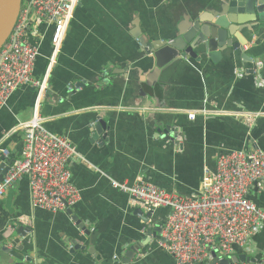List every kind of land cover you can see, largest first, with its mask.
Masks as SVG:
<instances>
[{
	"label": "crops",
	"instance_id": "crops-1",
	"mask_svg": "<svg viewBox=\"0 0 264 264\" xmlns=\"http://www.w3.org/2000/svg\"><path fill=\"white\" fill-rule=\"evenodd\" d=\"M216 1L79 0L51 66L52 28L39 27L45 36L34 78H44L45 88L22 86L0 109V149L7 152L0 156H21L22 126L35 113L49 131L65 136L79 155L67 162L81 191L72 215L85 229L67 213L33 208L24 176L0 198V246L11 247L19 239L29 259L25 264H121L122 253L142 238L146 224L135 213L141 206L113 180L130 184L141 178L168 192L197 195L219 155L264 150V64L246 75L231 52L197 68L183 61L149 74L150 54L138 36L151 43L167 40L177 32L183 12ZM258 41L254 34L246 43L250 49ZM70 84L82 89L69 92ZM245 113L254 114L252 124L245 122ZM99 119L109 126L103 131L106 140L102 134L92 138ZM167 126L178 138L165 131ZM248 197L264 209V181L253 185ZM169 211L152 210L149 223L162 227ZM29 224L26 236L15 233ZM13 225L11 238L5 239ZM250 241L258 256L264 250V227ZM138 257L139 264H174L153 237Z\"/></svg>",
	"mask_w": 264,
	"mask_h": 264
},
{
	"label": "built area",
	"instance_id": "built-area-1",
	"mask_svg": "<svg viewBox=\"0 0 264 264\" xmlns=\"http://www.w3.org/2000/svg\"><path fill=\"white\" fill-rule=\"evenodd\" d=\"M78 2L22 1L12 31L0 48V109L22 86L30 85L39 91L45 88L44 78H34L35 62L45 36V32H39V27L52 28L51 66ZM249 43L243 45L244 50L249 49ZM75 89L81 90L82 85L67 87L69 92ZM253 116L252 113L243 114L247 124H252ZM22 128V154L14 159L0 181V198L26 176L33 208L66 213L81 199V191L73 184L67 167L68 160L79 155L65 136L49 131L37 113ZM0 152L7 154L2 149ZM262 181L264 151L255 149L250 152L231 150L219 155L214 172L205 173L197 195L168 192L141 178L130 184L113 180L112 185L129 194L133 204L147 211L169 208V215L161 227L165 241H160L174 264H219L240 253L255 260L238 264H264V250L256 256L255 249L250 246L251 237L264 227V209L248 197L249 189Z\"/></svg>",
	"mask_w": 264,
	"mask_h": 264
},
{
	"label": "water",
	"instance_id": "water-1",
	"mask_svg": "<svg viewBox=\"0 0 264 264\" xmlns=\"http://www.w3.org/2000/svg\"><path fill=\"white\" fill-rule=\"evenodd\" d=\"M22 1L0 0V48L12 31L20 13ZM181 17L177 32L167 40L151 43L147 37L138 36L143 50L150 54L149 61L152 62V66L149 74L154 75L158 71L169 68L173 64H181L183 61L186 62L184 64L197 68L198 65L206 64L208 61H217L226 53L231 55V52L233 59L239 62L238 65H241L240 68L246 75L252 76L255 67L262 68L264 64V0H218L202 10H187L182 13ZM254 34L259 35L258 43L244 50L243 45ZM146 79L152 86L151 77ZM140 92L144 93V90L140 89ZM104 130H109L107 122L102 119L97 120L91 128L94 132L92 138L98 139V135L102 134L106 140ZM165 131L178 138L177 133H174L169 126ZM0 159L1 181L14 159H8L5 156H0ZM66 213L80 228L85 229L83 222L72 215L71 208H68ZM135 213L146 224V230L137 243L129 246L122 253L121 264H139L137 253L150 241L151 237L165 241L161 236V226L149 223L152 211L144 212L143 208L136 207ZM14 228L15 225L7 228L5 239L11 238ZM29 228L30 224L27 227L20 225L15 233L24 237L30 230ZM86 233L90 237L93 235L88 230ZM23 249L24 245L19 243V239L11 241V247L8 244L1 245L0 261L4 264H25L29 259L25 257ZM72 249H78V246L73 245ZM254 260V257L240 253L220 261L219 264H238ZM101 264L110 263L102 262Z\"/></svg>",
	"mask_w": 264,
	"mask_h": 264
}]
</instances>
